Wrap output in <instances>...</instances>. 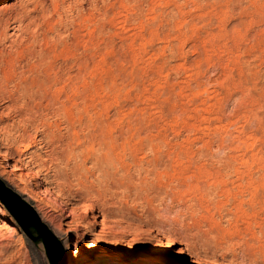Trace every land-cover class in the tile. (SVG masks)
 <instances>
[{"label":"rangeland","instance_id":"1","mask_svg":"<svg viewBox=\"0 0 264 264\" xmlns=\"http://www.w3.org/2000/svg\"><path fill=\"white\" fill-rule=\"evenodd\" d=\"M0 178L66 264H264V0H0Z\"/></svg>","mask_w":264,"mask_h":264},{"label":"water","instance_id":"2","mask_svg":"<svg viewBox=\"0 0 264 264\" xmlns=\"http://www.w3.org/2000/svg\"><path fill=\"white\" fill-rule=\"evenodd\" d=\"M0 193H4L0 202L22 231L34 242L41 241L43 243L50 264H66L67 251L61 240L42 220L32 204L1 178Z\"/></svg>","mask_w":264,"mask_h":264},{"label":"bare ground","instance_id":"3","mask_svg":"<svg viewBox=\"0 0 264 264\" xmlns=\"http://www.w3.org/2000/svg\"><path fill=\"white\" fill-rule=\"evenodd\" d=\"M8 60V59H7ZM7 73V72H6ZM57 88V87H56ZM58 89V88H57ZM76 133V132H75ZM8 138V137H7ZM9 139V138H8ZM24 141V137L22 136V138L21 139H19V140H15V143L17 142L18 143V145H19V143L21 144L22 142ZM9 143V142H8ZM27 148V147H26ZM19 151V150H18ZM26 151V150H25ZM25 151H21L20 153H18V162L21 164V165H23V161H24V158L22 157V155L25 153ZM29 154H31V152L29 153ZM32 156V155H31ZM27 158V157H26ZM33 158V157H32ZM31 161V160H30ZM38 162V161H37ZM92 162H94V161H92ZM17 163V162H16ZM26 164V163H25ZM24 166V165H23ZM25 167V166H24ZM17 168V167H16ZM21 168V166H19L17 169H20ZM56 176H59V173L58 172H56ZM59 178H61V176L59 177ZM59 178H57V179H59ZM49 179H44L43 181H45V183H47V184H50L49 183V181H48ZM46 190H48L49 191V189H46ZM61 211H62V217L64 216V214H65V212L67 211V208H66V206H64V207H61V208H59ZM75 212V209L74 208H72V210H71V213H74ZM134 245H131L130 243L128 244V248L126 249V251L123 253V254H125V256H127V255H129V253H132V251H134V249H136V248H134L133 247ZM76 249H78V245L76 246ZM81 256V254L79 253V251H77L76 250V252L74 253V255H73V257L72 258H70V261H69V264H74V259H76V258H79Z\"/></svg>","mask_w":264,"mask_h":264},{"label":"snow or ice","instance_id":"4","mask_svg":"<svg viewBox=\"0 0 264 264\" xmlns=\"http://www.w3.org/2000/svg\"><path fill=\"white\" fill-rule=\"evenodd\" d=\"M4 193H0V199L3 198ZM168 261L167 264H181L182 260L184 259L182 256L177 255L174 250H168L167 253Z\"/></svg>","mask_w":264,"mask_h":264}]
</instances>
